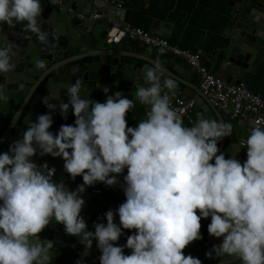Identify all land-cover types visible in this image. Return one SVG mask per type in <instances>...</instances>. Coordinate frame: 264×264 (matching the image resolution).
<instances>
[{"label":"clouds","instance_id":"obj_1","mask_svg":"<svg viewBox=\"0 0 264 264\" xmlns=\"http://www.w3.org/2000/svg\"><path fill=\"white\" fill-rule=\"evenodd\" d=\"M41 15L40 0H0V23L23 24L45 42ZM13 55L11 45L0 47V74L14 70ZM44 67L37 61V69ZM161 75L158 63L147 68L146 86L136 88V98L149 110L134 128L126 121L133 99L121 92L108 95L107 87L103 103L82 97L79 79L68 86L67 103H51L56 93L43 98L49 112L58 107L64 119L71 108L75 121L53 134L52 116L41 114L0 153V264H52L54 244L40 234L53 221L87 250L95 240L100 264H202L184 249L202 239L200 222L209 217V236L222 238L206 253L209 258L215 253L241 264H264V129L254 127L248 135L243 164L217 155L218 142L232 135V125L200 118L185 127L171 107L176 82L161 83ZM6 100L0 86V101ZM37 154L62 158L64 171L73 180L82 176L83 184L71 191L55 183V168L32 162ZM125 169V201L106 212V225L96 223L95 231H88L81 194L96 183L116 186ZM122 230L135 234L116 246Z\"/></svg>","mask_w":264,"mask_h":264},{"label":"water","instance_id":"obj_2","mask_svg":"<svg viewBox=\"0 0 264 264\" xmlns=\"http://www.w3.org/2000/svg\"><path fill=\"white\" fill-rule=\"evenodd\" d=\"M67 1L57 3L52 0H40L42 15L38 18V24L41 31L47 34L45 42H41L36 33L26 30L23 24L11 27L6 23H0V47L12 46L14 53L12 63L15 66L12 72L0 74V86L7 96L6 101H0V153L8 152L10 146L22 138L28 122H35L41 114L52 116L53 124L49 131L53 134L58 133L61 127L58 121L62 117L59 108L49 112L42 102L43 98L49 93H56L58 95L50 98L51 103L57 105L61 101L67 103L69 100L67 88L77 79L82 82L80 95L87 96L89 100H94L96 96L104 93L105 87L109 90L122 89L126 92L130 88H136L134 78L137 74L140 75L141 71H137L139 68L135 65L134 57L122 56L124 58L121 59L119 54L107 53L109 23H100L94 19L82 20L77 17L78 14H83V11L89 10L90 4L98 6V3L95 0H87L81 12L76 9V6L68 7ZM253 1L250 0L248 5L237 9L236 16L232 17L231 38L223 48L222 64L227 65L226 71L229 72L227 81L232 84H241L246 67L256 65V60L264 55V28L257 25L254 20V17L259 14L257 9L252 7ZM256 1L260 6H264V0ZM96 13H91L90 16ZM250 19L253 21H249ZM72 51H78L83 56L70 57ZM95 57H100L101 60L99 62L88 60ZM108 57L113 58L112 63H109ZM72 58L82 63L68 66L69 59ZM37 61H43L45 67L37 69ZM151 65L154 66L152 62ZM161 70L168 74L164 69ZM171 76L175 77L172 74ZM188 88L195 95L197 94V90L191 85ZM19 98H22V103L16 108V101ZM199 99L206 105L207 118L212 119L216 115L221 122H224L219 109L203 91L199 94ZM225 140L226 137L222 139L217 155L221 154ZM32 162L37 166L47 164L48 168H55L53 181L63 182L71 191H75L79 185L83 184L82 176L73 180L64 171L62 158L37 154L32 158ZM213 162L214 158L210 163ZM122 193V189L117 185L108 187L105 184L96 183L86 187L81 194L85 205L80 215L85 220L88 231L94 232L93 226L96 223L106 225L105 214L109 210L115 212L123 203ZM114 222L119 225L118 215L115 216ZM40 239L52 241L54 244L52 264H100L101 252L95 240H93L92 248L87 250L77 237L67 235L63 225L56 224L55 221L44 229ZM126 243L127 236L122 231L116 246L123 247ZM209 251L211 250L205 248V258ZM124 254L130 255L131 250L124 247ZM212 257L214 260H226L218 264H233L239 261L235 257H216L215 253Z\"/></svg>","mask_w":264,"mask_h":264},{"label":"crops","instance_id":"obj_3","mask_svg":"<svg viewBox=\"0 0 264 264\" xmlns=\"http://www.w3.org/2000/svg\"><path fill=\"white\" fill-rule=\"evenodd\" d=\"M68 7H75L78 11H83L84 4L87 0H68ZM98 6L90 4L89 10L83 11V14L90 17L91 13L97 12L101 17L98 20L100 23H109L110 20H119L122 23L133 27H139L153 34H158L168 39L171 45L180 49L199 54L202 62L217 76L228 80L229 72L226 71L227 65L222 64L224 57L223 48L227 45L230 36L232 35V17L236 16V11L241 6H246L250 0H127L126 5L122 10H117L112 0H95ZM253 9H257L259 16H255L254 20L257 25L264 28V6H260L258 1L251 2ZM74 13L71 12V15ZM81 14L77 17L80 18ZM81 19V18H80ZM83 20V19H82ZM249 21H253L250 19ZM107 53H116L121 56H132L137 68H141L140 75H136L134 82L136 88L145 85V72L147 68L153 67L151 62L156 65L159 64L162 71L161 83L163 80L171 78L176 82L174 94L181 93L189 100L197 101L194 110L195 118H207L205 111L206 105L199 99L201 93L200 78L198 74L192 70L187 63L164 50L149 49L141 44L123 40L119 44L110 43L107 40ZM90 51V50H89ZM105 51V50H104ZM70 57H82L78 51H72ZM76 57V58H77ZM76 58L69 59L68 66H74L82 63ZM109 63H112L113 58L108 57ZM126 58V57H125ZM130 58V57H129ZM128 59V58H127ZM91 62H99L100 57L89 58ZM256 65H249L246 67L242 83L247 86L253 93L264 98V55L256 60ZM137 73V72H136ZM172 75L175 77L173 78ZM228 82V81H227ZM192 86L197 90L195 95L188 90V86ZM136 88L126 92L122 89L109 90L108 95H113L115 92H121V96H126L128 99H133L134 107L126 114V121L128 124H137L143 120V116L147 113L148 106L139 103L136 98ZM164 91H167L165 89ZM169 93L170 97L174 95ZM186 94L190 95L188 97ZM105 93L100 94L94 98L95 101L103 103L106 100ZM22 103V98L17 99L16 108ZM145 108V112H144ZM220 111V110H219ZM60 113V112H59ZM224 122L232 125V135L226 137L222 152L225 158H236L241 164L246 159L247 149L241 143L245 142L248 135L254 128L250 119L247 120H232L222 111H220ZM74 115L71 108L67 114V119L61 117L58 121L61 126L62 121L73 120ZM217 122H221L219 118L214 115ZM185 127H190L186 125ZM218 142V148L221 144ZM127 175V169L118 176L119 183L117 187L122 189L124 187V176ZM126 197L124 191L122 193V200ZM199 215V211H197ZM211 222V217L201 219L200 235L202 239L192 242L184 249V254L191 255L198 258L202 264H218L226 260H214L213 257L205 258V248L212 250L213 246H218L222 243V238L217 239L210 237L208 234V225ZM125 232L127 238L135 234V230H122ZM240 261V260H239ZM238 262V261H237Z\"/></svg>","mask_w":264,"mask_h":264},{"label":"built area","instance_id":"obj_4","mask_svg":"<svg viewBox=\"0 0 264 264\" xmlns=\"http://www.w3.org/2000/svg\"><path fill=\"white\" fill-rule=\"evenodd\" d=\"M57 3H63L66 0H52ZM117 10H122L127 0H112ZM101 16L96 13L90 17L84 14L80 15L83 20H97ZM108 31V41L113 44H119L123 40L135 41L149 49H161L178 58L183 59L187 65L194 70L200 78V87L203 93L210 101L225 115L232 120L250 119L254 127L264 129V98L253 93L243 83L232 84L225 79L214 74L201 60L199 54L180 49L170 44L167 38L158 34L150 33L139 27H133L122 23L119 20H110ZM171 107L182 119L183 125L193 126L198 120L195 118L196 102L189 100L181 93L171 96ZM146 119V114L143 120ZM73 120L62 121L61 125H72ZM138 124V123H137ZM137 124H128V127H136ZM245 146V143H241ZM233 264H241L238 261Z\"/></svg>","mask_w":264,"mask_h":264},{"label":"trees","instance_id":"obj_5","mask_svg":"<svg viewBox=\"0 0 264 264\" xmlns=\"http://www.w3.org/2000/svg\"><path fill=\"white\" fill-rule=\"evenodd\" d=\"M144 112H145V108H144ZM214 163V162H213Z\"/></svg>","mask_w":264,"mask_h":264}]
</instances>
